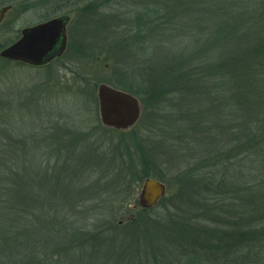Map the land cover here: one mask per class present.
I'll return each mask as SVG.
<instances>
[{"label": "trees", "instance_id": "obj_1", "mask_svg": "<svg viewBox=\"0 0 264 264\" xmlns=\"http://www.w3.org/2000/svg\"><path fill=\"white\" fill-rule=\"evenodd\" d=\"M151 7L132 18L121 41L125 53L132 43L151 48L144 93L123 73L104 82L141 97L155 117L175 103L193 106L185 114L192 127L168 114L167 129L158 128L175 138L188 129L199 137L195 153L184 146L174 155L171 182L156 148L136 143L139 167L129 146L104 140L99 125L86 128L57 105L44 112L32 97L10 103L0 95V264H264V0H153ZM104 82L84 87L97 91ZM14 107L26 114L9 117ZM155 145L169 154L167 144ZM183 157L191 162L185 169ZM232 170V180L223 177ZM145 178L174 189L156 214L166 219L138 218L114 239L101 235L104 223L97 233L84 227L88 217L116 213ZM76 213L83 219L75 222Z\"/></svg>", "mask_w": 264, "mask_h": 264}, {"label": "rangeland", "instance_id": "obj_2", "mask_svg": "<svg viewBox=\"0 0 264 264\" xmlns=\"http://www.w3.org/2000/svg\"><path fill=\"white\" fill-rule=\"evenodd\" d=\"M4 1L5 0H0V9L3 7ZM29 1L30 3L27 6H31L32 4L38 6L39 19L36 14L32 15V13H25L16 29L38 24V20L41 21L47 12L52 14V11L58 10L53 13V16L56 17L65 12H72V21L67 30L68 49L61 59H58L52 66L44 69L23 67L15 63H8L0 58V95H5L6 101L9 100L10 103L18 97L23 96L25 99L32 97L35 103L40 104V109H45L44 112L48 109L50 110V106L55 107V105H57L58 109L65 114H76V116L72 117L80 122H85L86 128H93L96 125H99V128L101 129L100 134L104 140L107 142L112 140L115 142L118 141L129 146L132 150V155L135 156V160L137 161L135 164L139 165V167H142V164L140 163L141 160L139 158L140 155L136 143L156 148L158 151L157 162L163 165L164 177L168 181L173 182V175H175L178 170V162L174 161V155H182V153H184V146H187L188 149L195 153L194 151L196 150V147H194V145H197V138L199 137H192L191 132L185 128H183L186 134V137L184 138H175L171 135L164 136L162 129H167V126L163 124L166 123V116L169 114V116H174L180 125H186L184 126L186 128L192 127L193 125L189 124L190 119L187 118L185 114L189 113L190 110L193 111V106L191 108V105L183 106V104L175 103V105H171L164 114H158V117H155V115H157L155 108L152 109V106L145 107L141 101V97L132 94L139 99L142 105L141 118L132 131L117 133L106 130L101 126L97 113V101L94 99V93H96L97 96V91L94 90V87L89 89L87 87L88 84L84 87L85 80L110 82L115 79V76H117L119 72V75L123 73L121 78L123 80L126 79L127 84L130 87H133L132 91L140 93L141 95L144 93L145 88L142 86L141 75L143 70L145 71V69H147V65L143 63V57L145 56L146 58L151 56V48L141 51L139 50L141 48L140 46L137 49L136 43L135 45L132 43V45L130 44L131 48L127 49L128 51L125 53V51H122L124 47H122L123 44L121 41L127 35H124V33L126 28L130 26L132 18H136L137 15L145 13L147 8H152L151 4H153V0H81V3H76L72 7L58 5L61 4L60 2L62 0ZM10 16L11 15L7 18V21L10 20ZM163 32H165V30ZM159 35L160 36H157L158 39L164 41L162 33ZM14 36L13 33L6 34L4 25H0V45L4 44L8 39L14 38ZM161 43V45H164L163 42ZM146 44L148 46V43ZM159 44L160 42L157 45ZM119 45H121V48L118 47ZM157 53L158 55H161V53ZM124 73H128L129 76H126ZM123 91L127 92L124 89ZM78 94H81V97L83 98L78 96ZM82 106L84 109H82ZM185 106H187V108H185ZM14 108L9 114H7L9 117L15 118V116L26 114L25 110L17 107ZM158 119L159 123L155 124ZM160 125H163L162 129L158 128ZM168 127L171 126L168 125ZM181 132L180 129L178 131L179 137H181ZM120 133H124V135H121ZM146 136H151L152 138H146ZM155 143L167 144L170 150L169 154L164 151V148L159 149V147H156ZM7 148L13 150L9 145ZM199 150L201 151L202 148L200 147ZM200 151H198V154ZM205 151L207 152V150ZM19 158L21 160L23 159L21 157ZM181 159L184 164H181L183 169L191 165V162L189 161L184 162L185 157ZM175 160L177 161L176 158ZM221 168L225 169L224 167ZM216 171H219L218 168ZM233 175L236 176L232 170L224 172L223 177L225 178L227 176L228 179L232 180L234 178ZM138 187L139 184L131 189L132 192L129 193L130 200L128 202H123V204L118 203V207L115 210L116 213L105 215V217L99 219H97L96 216H92L93 219L92 217H86V222H88L89 219L91 221H89L90 223L84 224V227L88 230L93 229L97 233L100 231L99 229L104 223L106 226L101 235H106L104 237L106 239L113 235L114 239V234H122V231L125 230V227L129 222H135L137 220L141 221L138 218L147 220L150 223H161L162 219H166V216L156 214L165 213L164 205L162 204L158 205L156 209L148 215L137 216L135 215V212H133V204L139 196L140 189ZM173 191L174 189L172 191L170 190L166 198L171 197ZM47 208H50L49 201H47V205H45V209ZM36 212L39 211L36 210ZM83 217L84 215L76 213L72 218H78L75 220L76 222L83 219ZM215 221L220 222L218 219H215ZM87 224H89L88 228L86 227ZM113 224L115 230L114 227H112ZM63 226L68 227L66 225ZM58 228L60 227H56V229ZM122 228L124 230H122ZM69 231L70 230H68V232ZM54 238L56 241L57 237ZM58 239L60 238L58 237ZM53 251L55 254L62 252L58 249H53Z\"/></svg>", "mask_w": 264, "mask_h": 264}, {"label": "water", "instance_id": "obj_3", "mask_svg": "<svg viewBox=\"0 0 264 264\" xmlns=\"http://www.w3.org/2000/svg\"><path fill=\"white\" fill-rule=\"evenodd\" d=\"M7 8L0 9V24ZM66 16L26 28L21 38L0 52L4 59L41 67L64 54L67 46ZM98 114L104 128L118 132L132 131L142 115V105L137 97L110 84L101 83L97 88ZM167 194V186L152 178L142 183L138 196L139 206L154 208ZM134 208V207H133Z\"/></svg>", "mask_w": 264, "mask_h": 264}, {"label": "flooded vegetation", "instance_id": "obj_4", "mask_svg": "<svg viewBox=\"0 0 264 264\" xmlns=\"http://www.w3.org/2000/svg\"><path fill=\"white\" fill-rule=\"evenodd\" d=\"M81 3V0H62L60 3L61 4H58V5H60V6H69V7H72L73 5H75L76 3ZM30 3V1L28 0H5L4 1V5H3V7L2 8H7L8 9V11L6 12V14H5V17L3 18V21H2V23L0 24V25H4V27H5V33L6 34H9V33H13L15 36H14V38H12V39H8V40H6L5 42H4V44H3V48L0 50V52L2 51V50H4V49H6V48H8L9 46H11V45H13L14 43H16L20 38H21V34H22V31L24 30V29H26V28H30V27H33V26H36V25H38V24H42V23H45V22H48V21H50V20H52V19H56V18H60V17H64V16H66V17H68L69 19H70V21H69V24H68V26H67V30H68V27H69V25H70V23H71V21H72V12H70V13H63L62 15H60V16H53V13L55 12V11H52V14H50V13H45V15L43 16V18H42V20L40 21V20H38V24H34V25H31V26H27V27H24V28H21V29H16L18 26V23L19 22H21V20L23 19V17H24V14L25 13H32V15L33 14H36V16L38 17V19H39V15H38V13H39V10H38V6L37 5H35V4H32L31 6H27L28 4ZM1 8V9H2ZM62 8V7H61ZM9 15H11L10 16V20H8L7 21V18L9 17ZM40 21V22H39ZM67 49H68V31H67V46H66V50H65V52H64V54L62 55V56H60V57H56L52 62H50L49 64H47V65H44V66H41V67H33V66H30V65H27V64H23V63H21V62H13V61H10V60H7V59H4V58H2L1 56H0V58L2 59V60H4V61H6V62H8V63H15V64H18V65H21V66H25V67H29V68H33V69H44V68H46L47 66H49L50 64H52V63H54L55 61H57L58 59H61V57H63L64 55H65V53H66V51H67ZM101 84V83H100ZM99 86V85H98ZM98 88V87H97ZM96 98H97V96H96ZM97 101V113H98V99L96 100ZM98 117H99V114H98ZM99 121H100V119H99ZM101 124V123H100ZM102 126V125H101ZM104 129H106V130H110V131H114V132H117L118 133V131H116V130H112V129H107V128H104ZM146 179V178H145ZM144 179V180H145ZM152 179H154V178H152ZM144 180H143V182H144ZM156 180H158V179H156ZM158 181H160V182H162V183H164L166 186H167V194H166V196L164 197V198H166L167 197V195L169 194V189H170V186H169V184L167 183V182H164V181H161V180H158ZM142 182V183H143ZM142 183H138L139 184V189L141 190V186H142ZM140 190H139V193H140ZM163 198V199H164ZM163 199H161V200H163ZM161 200H160V202H161ZM159 202V203H160ZM159 203L154 207V208H152V209H155L158 205H159ZM133 212H137V211H139L140 209H143V210H152V209H144V208H142V207H140L139 206V202H138V198H137V200H136V202L133 204Z\"/></svg>", "mask_w": 264, "mask_h": 264}]
</instances>
